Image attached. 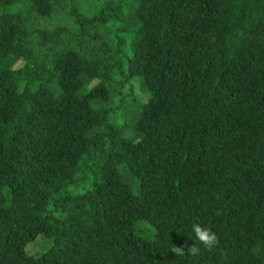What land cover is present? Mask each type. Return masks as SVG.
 <instances>
[{
	"label": "trees",
	"instance_id": "16d2710c",
	"mask_svg": "<svg viewBox=\"0 0 264 264\" xmlns=\"http://www.w3.org/2000/svg\"><path fill=\"white\" fill-rule=\"evenodd\" d=\"M0 264H264V0H0Z\"/></svg>",
	"mask_w": 264,
	"mask_h": 264
},
{
	"label": "clouds",
	"instance_id": "9594fccd",
	"mask_svg": "<svg viewBox=\"0 0 264 264\" xmlns=\"http://www.w3.org/2000/svg\"><path fill=\"white\" fill-rule=\"evenodd\" d=\"M192 232L194 233V242L191 245H188L187 242L180 246L172 244L169 251L179 257L198 256L201 253V246L204 250L211 251L219 245L218 236L210 228L194 223Z\"/></svg>",
	"mask_w": 264,
	"mask_h": 264
},
{
	"label": "rangeland",
	"instance_id": "374dc122",
	"mask_svg": "<svg viewBox=\"0 0 264 264\" xmlns=\"http://www.w3.org/2000/svg\"><path fill=\"white\" fill-rule=\"evenodd\" d=\"M135 79L132 83V87L130 90V97L134 98L135 102H133L130 109L127 111L125 107L119 108V123L120 128L126 136H132V132L134 131L135 125V115L137 113L136 109L146 101L147 96H149L148 91L145 89L142 80L140 77H134ZM127 85V82H126Z\"/></svg>",
	"mask_w": 264,
	"mask_h": 264
}]
</instances>
